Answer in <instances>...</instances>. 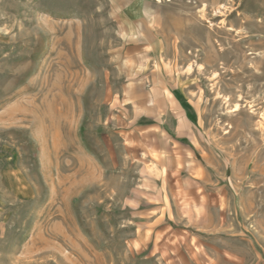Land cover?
I'll use <instances>...</instances> for the list:
<instances>
[{"label": "rangeland", "instance_id": "obj_1", "mask_svg": "<svg viewBox=\"0 0 264 264\" xmlns=\"http://www.w3.org/2000/svg\"><path fill=\"white\" fill-rule=\"evenodd\" d=\"M0 264H264V0H0Z\"/></svg>", "mask_w": 264, "mask_h": 264}, {"label": "crops", "instance_id": "obj_2", "mask_svg": "<svg viewBox=\"0 0 264 264\" xmlns=\"http://www.w3.org/2000/svg\"><path fill=\"white\" fill-rule=\"evenodd\" d=\"M159 105H164V111H161V108L153 107L151 111V114L144 115L141 118L145 117L151 121H159V123L168 124V129L172 131L171 133L176 136L178 139H184L187 138L191 140L193 137L194 131H193V122L190 120V117L188 116L187 112H181L179 109L176 108H170L169 103H159ZM165 117V118H164ZM159 119V120H158ZM161 119H164L162 121ZM173 145H178L177 143H174ZM182 151V150H181ZM170 152L172 153H178L180 151L172 149ZM182 153H184L182 151ZM186 156H179L176 155L173 157V160L177 163V169L179 172L184 171V168L182 167L183 161L185 160ZM187 166V165H186ZM192 166V165H190ZM188 167V166H187ZM194 169V166H192ZM195 170V169H194ZM193 170V171H194ZM190 176H194V172L190 173Z\"/></svg>", "mask_w": 264, "mask_h": 264}]
</instances>
